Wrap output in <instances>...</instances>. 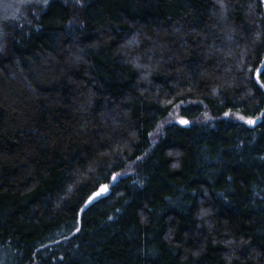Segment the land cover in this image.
<instances>
[{
  "label": "trees",
  "instance_id": "1",
  "mask_svg": "<svg viewBox=\"0 0 264 264\" xmlns=\"http://www.w3.org/2000/svg\"><path fill=\"white\" fill-rule=\"evenodd\" d=\"M19 2L0 264H264V0Z\"/></svg>",
  "mask_w": 264,
  "mask_h": 264
},
{
  "label": "snow or ice",
  "instance_id": "2",
  "mask_svg": "<svg viewBox=\"0 0 264 264\" xmlns=\"http://www.w3.org/2000/svg\"><path fill=\"white\" fill-rule=\"evenodd\" d=\"M227 115H228V113L226 112L225 116H227ZM238 118L240 120H245V117H243V116H239ZM179 122L181 124H184V125H187L189 123L187 120H180ZM245 122L250 124V125L256 123V121L254 119H251V118L247 119ZM113 179H115V177H113ZM105 191H107V185L101 186L100 192L94 193L93 197L89 198V201H91L92 199H94V197L99 196L102 192H105Z\"/></svg>",
  "mask_w": 264,
  "mask_h": 264
},
{
  "label": "rangeland",
  "instance_id": "3",
  "mask_svg": "<svg viewBox=\"0 0 264 264\" xmlns=\"http://www.w3.org/2000/svg\"><path fill=\"white\" fill-rule=\"evenodd\" d=\"M8 1H11V2H8ZM10 3L17 4L18 6L22 4V2H19V0H0V12L3 11L5 6L8 9V7H9L8 4H10ZM18 9L19 8L15 6V9H14L15 11L13 10V12H10L11 13L10 16H14V14H16L18 12ZM2 37H3V33L0 31V40L1 41L4 40ZM235 117L238 118L239 116H235Z\"/></svg>",
  "mask_w": 264,
  "mask_h": 264
}]
</instances>
